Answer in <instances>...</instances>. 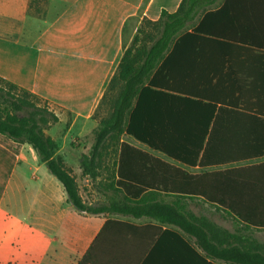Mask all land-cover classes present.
Masks as SVG:
<instances>
[{
    "label": "crops",
    "instance_id": "obj_1",
    "mask_svg": "<svg viewBox=\"0 0 264 264\" xmlns=\"http://www.w3.org/2000/svg\"><path fill=\"white\" fill-rule=\"evenodd\" d=\"M181 1L0 0V77L37 95L58 116L57 124H71L62 139L76 124L94 123V130L99 119L95 113L142 21H157L162 10L175 12ZM211 11L212 16H200L175 40L145 84L187 105L195 101L215 107L211 119L189 112V131H198L184 158L195 163L180 162L126 134L122 141L188 174L214 175L208 184L220 200L231 202L237 197L221 193V188L239 176L226 172L261 164L264 176V155L246 152L254 140L252 117L264 120V0H218ZM102 108L101 117L107 113ZM220 109L244 114L217 116ZM262 129L264 136V122ZM232 132H237L233 140ZM238 148L242 156L237 151L234 158L220 161ZM90 151L59 145L58 155L76 177L84 202L97 207L107 201L104 192L90 179H80L81 159ZM108 161L104 158L102 169ZM102 172L100 179L106 182ZM188 202L193 213L217 225L219 238L264 253V227L248 226L202 197ZM198 206L209 213H197ZM122 224L157 226L161 234L142 256L148 239L141 232L130 234ZM166 230L203 255L193 238L153 219L78 212L35 150L0 134V264H170L176 240L163 235ZM184 256L180 261L192 257L187 252Z\"/></svg>",
    "mask_w": 264,
    "mask_h": 264
},
{
    "label": "trees",
    "instance_id": "obj_2",
    "mask_svg": "<svg viewBox=\"0 0 264 264\" xmlns=\"http://www.w3.org/2000/svg\"><path fill=\"white\" fill-rule=\"evenodd\" d=\"M217 2L218 0H182L175 12L162 10L157 21H142L125 50L95 113V118L99 119L93 131L91 151L88 155H83L80 162L82 177L90 179L99 193L104 192L107 198L104 205L89 206L84 202L76 177L58 155V143L47 135V131L59 122L58 116L37 95L0 77V134L15 143L32 147L40 161L63 185L69 203L78 212L150 218L160 225L180 229L194 239L196 248L203 253H198L178 233L166 230L163 235L172 236L176 240V244L170 248V264H213L207 262V259L221 260L227 264H264V253L241 249L230 245L225 237L219 238L216 235L219 229L217 225L209 218L193 213L188 202L202 197L205 202L234 215L248 226L264 227V176L261 164L226 172L239 176L230 185L221 188V193L238 199L228 202L220 200L216 195L218 191L214 192L208 184V177L214 175L188 174L122 141V136L126 134L180 162H190L184 158V154L188 153L189 144H196V134L193 132L198 129L189 131V112L211 119L215 115V107L199 105L195 101H192V105H187L186 100L154 90L145 84L165 59L175 40L200 16H212L211 10ZM102 107L107 110L103 117L100 116ZM225 114L244 113L220 109L217 116ZM252 120L254 140L248 145L246 152L250 157H260L264 155V136L261 134L264 120L256 116ZM209 122L202 126L204 128L199 147L203 143ZM236 135L237 132L231 133L232 140ZM237 151L240 156L238 148L231 150L228 157L220 161L234 158ZM104 158L109 159V166L102 169ZM102 171L107 173L106 182L100 179ZM223 174L225 173L215 176ZM107 191H111V195H106ZM245 197L249 201L244 202ZM122 226L130 234L141 232L148 239L146 249L141 252L142 256L154 238L161 234V228L157 226ZM148 230L153 233L149 235ZM186 252L192 257L189 261H180V257H185Z\"/></svg>",
    "mask_w": 264,
    "mask_h": 264
},
{
    "label": "rangeland",
    "instance_id": "obj_3",
    "mask_svg": "<svg viewBox=\"0 0 264 264\" xmlns=\"http://www.w3.org/2000/svg\"><path fill=\"white\" fill-rule=\"evenodd\" d=\"M70 125L71 124L69 123L63 125L56 124L47 131V135L50 136L52 139H54L57 143H59L61 147H64L66 149L72 148L78 152H81L83 150L90 148L94 140V136H93L94 130H92L94 123L76 124L71 129L69 137L62 139V136L70 130ZM70 165L71 167H74V164L73 165L70 164ZM80 179H82V176ZM194 210L197 213H203V214L209 213L207 208H201L200 206H198V208H194Z\"/></svg>",
    "mask_w": 264,
    "mask_h": 264
}]
</instances>
